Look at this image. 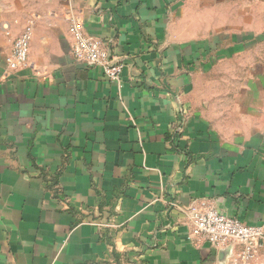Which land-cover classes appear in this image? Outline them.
Listing matches in <instances>:
<instances>
[{
	"label": "crops",
	"instance_id": "crops-1",
	"mask_svg": "<svg viewBox=\"0 0 264 264\" xmlns=\"http://www.w3.org/2000/svg\"><path fill=\"white\" fill-rule=\"evenodd\" d=\"M205 206L264 225V0H0V264H245L191 235Z\"/></svg>",
	"mask_w": 264,
	"mask_h": 264
},
{
	"label": "built area",
	"instance_id": "built-area-1",
	"mask_svg": "<svg viewBox=\"0 0 264 264\" xmlns=\"http://www.w3.org/2000/svg\"><path fill=\"white\" fill-rule=\"evenodd\" d=\"M71 31L75 38L72 48L75 59L87 66L101 69L107 79L118 81L122 65L113 61L108 47L100 40L84 37L79 23ZM31 38L32 30L28 28L13 43L6 60L8 71L16 72L29 66ZM185 217L191 227V235L208 242L214 248H221L232 242L238 243L242 247L240 258L245 264L254 257L256 249L264 245V225H246L214 207L191 210L189 214L185 213Z\"/></svg>",
	"mask_w": 264,
	"mask_h": 264
}]
</instances>
